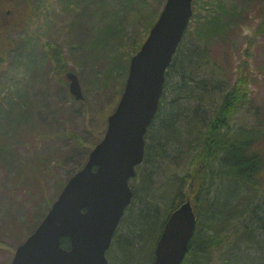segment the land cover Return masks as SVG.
Returning <instances> with one entry per match:
<instances>
[{
	"label": "rangeland",
	"instance_id": "obj_1",
	"mask_svg": "<svg viewBox=\"0 0 264 264\" xmlns=\"http://www.w3.org/2000/svg\"><path fill=\"white\" fill-rule=\"evenodd\" d=\"M133 1L23 0L28 21L8 18L9 43L6 61L0 66V141L6 146L0 150V264H10L17 247L36 229L67 180L86 163L104 136L108 117L125 88L131 57L150 32L147 16L160 14L165 3L141 0L145 2L141 7V2L133 5ZM192 5L190 36H195L196 27L206 18L219 16L228 23L204 45L220 71L213 74L212 66H206L203 73L213 82L218 81L214 76H220L233 83L246 69L249 99L232 126H257L261 133L257 146L264 153V0H193ZM136 6L143 11L133 22L131 9ZM220 6L224 11L218 10ZM6 11H0V21L9 17ZM109 24L122 28L121 33L98 49L86 47L94 41L97 28ZM28 41L34 45L30 47ZM45 43L60 49L66 65L58 69L42 60ZM32 61L38 69L30 66ZM67 70L78 75L84 99L71 94ZM194 89L200 91L201 87L194 83ZM22 98L26 102L19 104ZM196 102L181 105L183 109L190 106V111L196 109ZM20 114L24 116L18 118ZM175 165L156 174L154 180L161 183L166 173L183 170ZM217 258L219 255L209 264H219ZM230 260L231 264L243 261Z\"/></svg>",
	"mask_w": 264,
	"mask_h": 264
},
{
	"label": "trees",
	"instance_id": "obj_2",
	"mask_svg": "<svg viewBox=\"0 0 264 264\" xmlns=\"http://www.w3.org/2000/svg\"><path fill=\"white\" fill-rule=\"evenodd\" d=\"M136 1L141 2V7L145 4L144 0L131 3L136 5ZM26 2L0 0V11L7 9L5 14L9 15L0 21V66L6 61L9 43L7 21H28ZM66 4L71 6V2ZM131 10L134 11L131 20L136 22L143 10L137 6ZM218 10L224 11L221 6ZM158 15L147 16L150 18L148 30ZM227 25L219 16H213L198 24L195 36L189 35V28L186 30L166 72L160 108L146 136L145 159L131 180L134 197L108 253L110 264H153L155 245L167 218L186 199L193 201L198 223L182 264H209L216 255H219V264H231V257L243 260L242 264H248L249 257L256 264H264V153L257 146L261 133L255 125L252 128L232 126L249 99L247 72L245 69L238 73L233 83L220 76H214L218 81L213 82L203 73L206 66H212L213 74L220 71L218 62L209 56L204 45L210 36L219 34ZM97 29L94 41L86 46L94 50L111 43L122 30L112 24ZM28 44L32 47L34 42L28 41ZM43 45L47 48L43 61L51 62L58 69L66 65L60 49ZM29 64L38 69L36 61ZM194 83L201 87L200 91L194 89ZM20 100L19 104L26 102L23 98ZM194 100L197 101L195 110L188 111L190 106L183 109L181 103ZM23 116L20 114L18 118ZM5 148L0 141V150ZM174 164H180L177 168L183 170L166 173L161 183L154 180ZM62 244L68 248L70 240L65 237Z\"/></svg>",
	"mask_w": 264,
	"mask_h": 264
},
{
	"label": "water",
	"instance_id": "obj_3",
	"mask_svg": "<svg viewBox=\"0 0 264 264\" xmlns=\"http://www.w3.org/2000/svg\"><path fill=\"white\" fill-rule=\"evenodd\" d=\"M193 14L192 0H166L129 74L104 137L85 165L66 183L37 229L15 251L11 264H108L107 251L131 203L129 180L145 156V135L155 118L166 71ZM70 91L83 99L78 76L69 71ZM196 225L190 201L167 220L154 264H181ZM70 239V248L62 238Z\"/></svg>",
	"mask_w": 264,
	"mask_h": 264
}]
</instances>
